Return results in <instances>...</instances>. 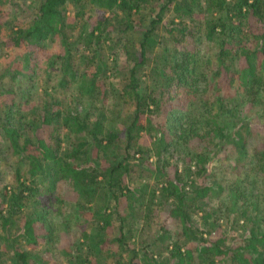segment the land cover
I'll use <instances>...</instances> for the list:
<instances>
[{"label": "trees", "instance_id": "1", "mask_svg": "<svg viewBox=\"0 0 264 264\" xmlns=\"http://www.w3.org/2000/svg\"><path fill=\"white\" fill-rule=\"evenodd\" d=\"M0 53V261L264 264V0H0Z\"/></svg>", "mask_w": 264, "mask_h": 264}, {"label": "rangeland", "instance_id": "2", "mask_svg": "<svg viewBox=\"0 0 264 264\" xmlns=\"http://www.w3.org/2000/svg\"><path fill=\"white\" fill-rule=\"evenodd\" d=\"M28 6L29 5H27L25 7V11L18 16V17L21 18V19L19 18L20 21H26V20L28 21V19L31 17L30 13L32 12V7H30V6H33V4H30L29 7ZM67 7H68V10H69L68 15H71L72 5L68 3ZM49 47H50V49H55V48H58V44L57 43H52V45H50ZM6 54L7 53H0V69L2 68L3 64L5 65ZM65 186L67 187V185H65ZM66 187L63 188L62 193H65ZM63 196H64L65 200H67V201L69 200L70 201V198L67 195H63ZM6 263H8V257L7 256H5L3 258V261L2 260L0 261V264H6Z\"/></svg>", "mask_w": 264, "mask_h": 264}]
</instances>
